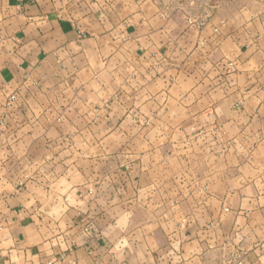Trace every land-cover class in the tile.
Returning <instances> with one entry per match:
<instances>
[{
    "label": "crops",
    "instance_id": "crops-1",
    "mask_svg": "<svg viewBox=\"0 0 264 264\" xmlns=\"http://www.w3.org/2000/svg\"><path fill=\"white\" fill-rule=\"evenodd\" d=\"M245 13L0 0V264H264V12Z\"/></svg>",
    "mask_w": 264,
    "mask_h": 264
},
{
    "label": "rangeland",
    "instance_id": "rangeland-1",
    "mask_svg": "<svg viewBox=\"0 0 264 264\" xmlns=\"http://www.w3.org/2000/svg\"><path fill=\"white\" fill-rule=\"evenodd\" d=\"M163 12H180L188 23L202 25L215 19L226 22L245 12H264V0H155ZM244 12V13H241Z\"/></svg>",
    "mask_w": 264,
    "mask_h": 264
}]
</instances>
